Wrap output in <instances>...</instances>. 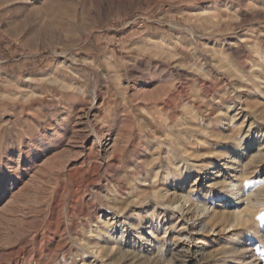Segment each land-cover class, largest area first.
<instances>
[{
  "label": "rangeland",
  "instance_id": "374dc122",
  "mask_svg": "<svg viewBox=\"0 0 264 264\" xmlns=\"http://www.w3.org/2000/svg\"><path fill=\"white\" fill-rule=\"evenodd\" d=\"M261 214L264 0H0V264H264Z\"/></svg>",
  "mask_w": 264,
  "mask_h": 264
},
{
  "label": "snow or ice",
  "instance_id": "6c2138e0",
  "mask_svg": "<svg viewBox=\"0 0 264 264\" xmlns=\"http://www.w3.org/2000/svg\"><path fill=\"white\" fill-rule=\"evenodd\" d=\"M246 183H250L249 181H246ZM262 221H264V214H261L260 218ZM254 250L257 252H260L261 256H264V252L261 251L262 248H264V245L260 243V240L257 239L254 241Z\"/></svg>",
  "mask_w": 264,
  "mask_h": 264
},
{
  "label": "bare ground",
  "instance_id": "6f19581e",
  "mask_svg": "<svg viewBox=\"0 0 264 264\" xmlns=\"http://www.w3.org/2000/svg\"><path fill=\"white\" fill-rule=\"evenodd\" d=\"M234 185V184H233ZM160 192V191H159Z\"/></svg>",
  "mask_w": 264,
  "mask_h": 264
}]
</instances>
